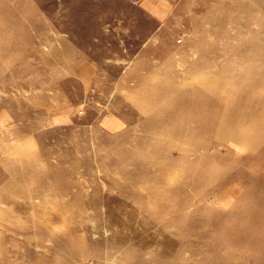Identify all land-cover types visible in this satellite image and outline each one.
Instances as JSON below:
<instances>
[{
  "label": "rangeland",
  "instance_id": "374dc122",
  "mask_svg": "<svg viewBox=\"0 0 264 264\" xmlns=\"http://www.w3.org/2000/svg\"><path fill=\"white\" fill-rule=\"evenodd\" d=\"M0 264H264V0H0Z\"/></svg>",
  "mask_w": 264,
  "mask_h": 264
},
{
  "label": "bare ground",
  "instance_id": "6f19581e",
  "mask_svg": "<svg viewBox=\"0 0 264 264\" xmlns=\"http://www.w3.org/2000/svg\"><path fill=\"white\" fill-rule=\"evenodd\" d=\"M244 116V115H243ZM245 119L243 118V120H242V122L244 121ZM225 123H227V122H225ZM236 122H234L233 120H231V119H229V123H228V126H230L231 128H233V127H235V124ZM237 126V125H236ZM254 128H257V127H255V126H253ZM172 129V128H171ZM231 132V131H230ZM250 138H251V140H252V137L250 136ZM250 138L248 137V136H244V137H241V138H237L238 140V142H240V141H244V140H246V141H248V142H250ZM174 140V139H173ZM252 143V142H251ZM257 143V138L256 139H254V141H253V146L255 145Z\"/></svg>",
  "mask_w": 264,
  "mask_h": 264
},
{
  "label": "built area",
  "instance_id": "2783aa9c",
  "mask_svg": "<svg viewBox=\"0 0 264 264\" xmlns=\"http://www.w3.org/2000/svg\"><path fill=\"white\" fill-rule=\"evenodd\" d=\"M136 1H138V0H132V2H134V3H136ZM82 112V110H79V113H81Z\"/></svg>",
  "mask_w": 264,
  "mask_h": 264
}]
</instances>
